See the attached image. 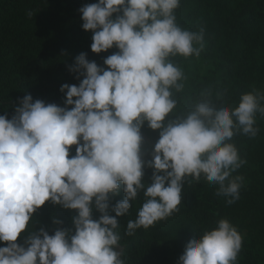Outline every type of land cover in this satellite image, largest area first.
I'll return each instance as SVG.
<instances>
[{"label": "clouds", "instance_id": "1", "mask_svg": "<svg viewBox=\"0 0 264 264\" xmlns=\"http://www.w3.org/2000/svg\"><path fill=\"white\" fill-rule=\"evenodd\" d=\"M181 0H98L86 4L82 28L97 54L117 48L101 67L80 53L69 66L79 85L61 86L65 106L25 95L15 115H0V264H127L119 220L143 193L124 232L133 236L180 212L185 183L216 185L227 205L240 199L247 164L234 137L255 139L264 89L224 101L227 88H202L183 114L177 94L188 75L176 58L200 60L206 29L182 27ZM28 16L33 13L29 11ZM224 101L219 106L215 101ZM71 106V107H69ZM174 118H169V117ZM160 130L145 161L142 128ZM76 154L70 156L71 146ZM145 166L153 169L144 181ZM123 191L124 197L113 203ZM76 210L75 232L57 228L18 238L46 202ZM94 210L101 215L93 218ZM115 213V215H112ZM55 225L62 224L53 217ZM244 234L227 218L195 235L178 264H238Z\"/></svg>", "mask_w": 264, "mask_h": 264}, {"label": "trees", "instance_id": "2", "mask_svg": "<svg viewBox=\"0 0 264 264\" xmlns=\"http://www.w3.org/2000/svg\"><path fill=\"white\" fill-rule=\"evenodd\" d=\"M98 0H0V115H15L19 100L25 95L46 103L65 106L61 86L79 85L81 76L69 66L82 52L89 61L107 68L104 59L118 52L112 48L99 54L91 50V31L82 28L79 9ZM31 11L33 15L28 16ZM177 19L182 27L206 29L207 50L200 60L176 58L186 74L183 93L177 94L178 112L191 107L202 88H227L224 101H236L253 88L264 89V0H181ZM224 101L217 100L219 106ZM71 107V106H69ZM174 118V117H169ZM260 132L255 139L234 137L247 164L234 175L244 177L240 199L231 205L216 195V185L201 179L185 183L180 212L135 235H124L129 220H135L144 202L143 193L132 202L128 214L117 217L121 246L127 264H178L187 244L195 235L215 226L227 217L244 234L238 264H264V118L258 120ZM150 142L142 145L145 161L160 137L147 122L142 128ZM76 154L71 146L70 156ZM144 181L150 183L153 169L145 166ZM124 197L123 191L113 203ZM76 210L64 209L50 201L37 209L29 229L18 238L25 240L32 231L43 228L54 234L57 228L75 232L72 217ZM101 213L94 210L93 218ZM115 215V213H112ZM53 217L62 224L55 225ZM6 246L0 242V247Z\"/></svg>", "mask_w": 264, "mask_h": 264}, {"label": "rangeland", "instance_id": "3", "mask_svg": "<svg viewBox=\"0 0 264 264\" xmlns=\"http://www.w3.org/2000/svg\"><path fill=\"white\" fill-rule=\"evenodd\" d=\"M143 135V137H144V142H150V140H149V138L146 136V135H144V134H142ZM123 247L121 246V249H122Z\"/></svg>", "mask_w": 264, "mask_h": 264}]
</instances>
